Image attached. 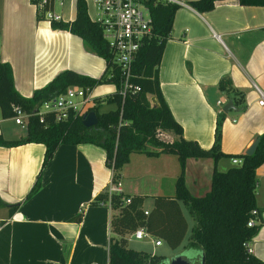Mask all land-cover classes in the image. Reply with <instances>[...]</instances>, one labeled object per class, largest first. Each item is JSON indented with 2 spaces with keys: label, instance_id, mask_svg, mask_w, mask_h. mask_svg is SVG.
I'll list each match as a JSON object with an SVG mask.
<instances>
[{
  "label": "crops",
  "instance_id": "obj_1",
  "mask_svg": "<svg viewBox=\"0 0 264 264\" xmlns=\"http://www.w3.org/2000/svg\"><path fill=\"white\" fill-rule=\"evenodd\" d=\"M181 1L182 4H175L157 66L161 94L184 138L209 147L219 121L220 150L225 154L245 153L264 130V105L257 103L256 90L264 94V5L215 0L210 9L199 12L190 5L192 0ZM66 2L67 12L72 9L71 17L66 19L69 20L73 17L74 0ZM85 2L88 13V0ZM0 61L9 63L13 86L24 97L62 69L92 77L104 69L103 58L78 35L52 28L38 18L30 0H0ZM222 77H228L242 93L241 103H233L218 88ZM111 85L98 95L91 94L93 87L90 96L103 99L115 90V85ZM228 99L233 108L222 111ZM7 119L11 118L0 119L4 138L25 133V128L24 133H16L19 135L14 134L13 128L6 129L3 122ZM159 135L168 141L176 137L171 130H160ZM43 151L40 142L0 145V264H108L109 219L113 210L108 200L90 202L100 192L109 194L107 183L112 172L104 163L103 148L89 142L57 145L41 172L39 188L25 197ZM151 157L156 159V169L152 168ZM169 157L163 152H131L119 169L121 192L150 198L155 194L171 195L177 169L175 160L171 162ZM230 158L224 155L216 162L209 157L186 158L183 181L189 192L187 176L197 184L200 176L196 173H211L221 159L226 169L232 164ZM168 162L175 169L169 174L163 169ZM254 173L255 220L260 225L247 245L252 254L264 261V161ZM150 178L154 184L146 186L144 179ZM161 179H166V190L170 191L159 193ZM148 187L150 191H143ZM14 203L16 207L9 213V205ZM77 214L79 219H72ZM147 234L150 244L159 238ZM128 236L132 237L126 234L127 244Z\"/></svg>",
  "mask_w": 264,
  "mask_h": 264
},
{
  "label": "trees",
  "instance_id": "obj_2",
  "mask_svg": "<svg viewBox=\"0 0 264 264\" xmlns=\"http://www.w3.org/2000/svg\"><path fill=\"white\" fill-rule=\"evenodd\" d=\"M215 0H192L190 5L196 11L210 9ZM240 4L264 5V0H238ZM176 5L172 3H150L152 36L140 45L131 64L130 80L137 84L134 91L123 97L118 93L119 77L116 64L110 60V49L101 37L100 27L87 13L85 0H74V13L68 21H53L52 28H63L78 35L84 44L103 58L104 69L97 77L65 68L58 71L44 85L32 90L30 96H21L14 88L11 68L7 61H0V116L10 117L12 106L18 105L24 111L52 98L65 87L76 84L90 90L99 83L110 82L115 90L104 96L113 107L100 111L99 98L87 110L96 114L95 124L84 126L82 115L69 111L65 118L55 120L51 112L30 114L24 125L25 133L17 138H4L0 134V145L11 146L24 142H40L44 151L35 179L25 197H29L40 186L41 172L57 145L89 142L104 150V163L111 169V178L117 179L119 169L129 160L131 152L147 155L158 152L174 154L179 171L174 179L171 195H152L153 206L144 213V194H123L106 191L98 193L91 203L106 202L113 212L109 219L111 235L107 244L108 264H159L163 255L134 249L127 244L126 234L142 227L147 233L165 238L171 246L179 243L185 232L186 223L181 214L179 202L185 205L193 219L190 228V245L200 249L202 264H264L246 249V243L257 231L260 222L247 225L250 217H256L251 209L256 208L254 191L256 186L255 167L264 161V130L257 135L252 153L225 154L219 148V121L214 130V140L209 147L200 146L195 140L181 135V126L174 120L159 88L157 66L164 40L168 35ZM233 103L242 102V93L235 89L228 77L217 83ZM147 94L152 95L150 104ZM160 130H171L175 138L171 141L160 137ZM224 155L238 157L239 164H232L224 170L214 166L210 173L208 189L199 195L189 192L183 181L186 158L209 157L214 162ZM16 203L9 205L11 213ZM79 214L72 219L78 220Z\"/></svg>",
  "mask_w": 264,
  "mask_h": 264
},
{
  "label": "built area",
  "instance_id": "obj_3",
  "mask_svg": "<svg viewBox=\"0 0 264 264\" xmlns=\"http://www.w3.org/2000/svg\"><path fill=\"white\" fill-rule=\"evenodd\" d=\"M65 0H30L38 18L46 20L49 24L53 21H68L62 19L60 8ZM95 16L90 19L100 27L101 37L106 41L112 60L117 66L119 84L118 93L123 97L127 92L134 91L137 84L130 80L131 64L134 60L140 45L152 36L150 3L156 2L182 4L181 0H91ZM56 3L59 9L55 8ZM70 20V19H69ZM258 92L257 103L264 105V94L256 88ZM217 102H220L218 100ZM94 104L90 96V89L76 84L68 85L60 93L52 98L43 100L39 105L24 111L18 105L12 106L10 118L14 123L24 126L30 114L39 115L41 120L44 112H51L55 120L65 118L69 111L74 114L83 115L88 108ZM232 163L239 164L238 157L230 158ZM107 191L121 192V185L118 179H109ZM144 213L147 211L144 210ZM253 215L257 214L255 208L251 209ZM256 217H250L247 225L256 222ZM144 235L142 227L135 228L131 233L135 239ZM154 244H159L160 239L155 238ZM247 251L250 247L246 243Z\"/></svg>",
  "mask_w": 264,
  "mask_h": 264
},
{
  "label": "rangeland",
  "instance_id": "obj_4",
  "mask_svg": "<svg viewBox=\"0 0 264 264\" xmlns=\"http://www.w3.org/2000/svg\"><path fill=\"white\" fill-rule=\"evenodd\" d=\"M63 4H64L63 5L64 6V10L62 11V19L66 20L67 18L71 17L72 9L70 10L71 12L68 13L67 9H66V6H67L66 0L63 2ZM55 8L57 10L59 9V5L57 3L55 5ZM88 14L91 17L95 16L94 6H93L91 0H88ZM111 86H112L111 83H108V82L107 83L106 82L99 83L96 86H94V88L91 91V94H93V95L97 94L98 95V93H100L101 91L106 90L107 88H110ZM102 97H104V96H102ZM147 97H148L149 102L151 104H153L154 101H153L151 95H148ZM98 105H99L98 109L100 111L107 110V109L113 107L112 103L111 104L107 103V102H105L104 99H99ZM0 119H1V117H0ZM3 124H5L4 127L6 129L13 128L14 134H16V133H19V134L24 133V126H20L18 124H14L12 119H7L5 122H3ZM3 132L6 133L5 130ZM19 134H16V135H19ZM170 156L172 157V158L169 157L171 162H173L175 160L174 167H175V169H177V174H178L179 166H178V163H176L177 162L176 161L177 158H176V156L174 154H170ZM149 160H152L151 161L152 168L156 169L158 167V164H156V159L151 157V158H149ZM223 161H224L223 159L218 161L217 169H219V170L225 169V166L222 163ZM232 164H236V163H232ZM163 169L165 170V173H168V174L170 173V170H172V172H173V170H175V169H173V164H171L169 162L166 164L165 167H163ZM189 173L193 174V172H191V171ZM196 175L200 176V178H197V180H199V183H197V184H199V186H197V184H194L192 179L190 177H188V176H187V184L191 187L190 192L192 194L199 195V194L204 193L209 187L210 172L208 174L206 172L204 174V176H203V172L200 173V174L196 173ZM151 177H152V175H151ZM144 182H145L146 186H152L154 184L152 178H150L149 180L144 179ZM166 185H169V183H166V179H163V180L161 179L160 188H159V191H161V192H159V193H165L164 191H170V190H166ZM169 187H171V186H169ZM169 189H171V188H169ZM150 190H151V188L148 187V188H146L143 191H150ZM169 193H172V190ZM150 197L151 196H149V197L147 196L143 200V205L142 206L147 208V209H150L153 206V200ZM179 207H180L181 214L183 215V217L185 219L186 228H185L184 234L182 235V237H181V239H180V241H179V243L177 245L171 246V244L165 238H162V237H160L161 243L159 245H154L153 243H151L152 244L151 245L148 242L149 237L147 236L148 234L146 233L140 239H135L133 237H129L128 236L129 237L128 246H130V247H132L134 249L145 250V251L151 252L152 254L163 255V260L160 261L159 264H167L173 258H175L178 255H182L185 258H187L190 261L191 264H197L199 262V260H200V249L198 247H195V246L193 247L192 245H190L188 243L190 228H191V226L193 224V219H192L191 215L189 214V212H188V210H187V208L185 207L184 204L179 202Z\"/></svg>",
  "mask_w": 264,
  "mask_h": 264
},
{
  "label": "water",
  "instance_id": "obj_5",
  "mask_svg": "<svg viewBox=\"0 0 264 264\" xmlns=\"http://www.w3.org/2000/svg\"><path fill=\"white\" fill-rule=\"evenodd\" d=\"M228 108H233L232 104H231V99H228L225 104L222 107V111H227ZM96 122V114L94 113L93 110H88L87 112H85L82 117H81V123L84 126H89L92 124H95ZM257 137L251 142V144L249 145V147L245 150V153L250 154L253 152L255 145L257 143ZM167 264H191L190 261L185 258L182 255H178L175 258H173L169 263ZM197 264H202V257H200V260Z\"/></svg>",
  "mask_w": 264,
  "mask_h": 264
}]
</instances>
